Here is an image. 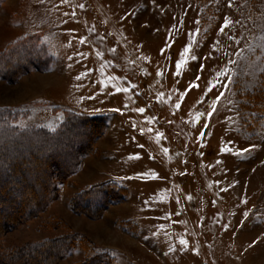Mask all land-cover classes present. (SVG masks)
Returning <instances> with one entry per match:
<instances>
[{"label": "rangeland", "instance_id": "374dc122", "mask_svg": "<svg viewBox=\"0 0 264 264\" xmlns=\"http://www.w3.org/2000/svg\"><path fill=\"white\" fill-rule=\"evenodd\" d=\"M0 112L50 132L103 117L59 195L0 237V264L70 234L112 264H264V0H1ZM40 145H11L28 177L33 156L51 155ZM109 180L123 200L99 216L72 208ZM67 252L52 263L86 257ZM36 253L45 263L53 251Z\"/></svg>", "mask_w": 264, "mask_h": 264}, {"label": "trees", "instance_id": "16d2710c", "mask_svg": "<svg viewBox=\"0 0 264 264\" xmlns=\"http://www.w3.org/2000/svg\"><path fill=\"white\" fill-rule=\"evenodd\" d=\"M44 57L34 56L38 62L45 60ZM30 62L13 72L12 76L5 75L4 78L16 81L20 75L39 67L38 62ZM102 120L101 116L68 117L57 131L50 132L42 128L19 129L12 125L8 116L0 112V237L8 231L10 224L15 226L38 215L59 195V186L65 184L68 177L75 172L81 153L90 144L88 134L92 129L100 128ZM74 134L76 137L70 142L69 139ZM82 137H86L85 142ZM61 142H67V147L60 148ZM35 143H41L37 147L40 155H51L47 163L45 159L33 156L36 175L32 178L26 175L27 161L10 160L9 151L11 145L24 147L25 150ZM16 153L19 157L23 156V149L16 150ZM32 181L40 187V194L30 186ZM126 190L113 180L105 181L75 193L71 206L77 213L99 216L111 203L123 200L127 195ZM86 242L89 243L85 236L70 234L44 240L40 245H33L31 248H12L7 252L4 264H31L32 259L35 264H53L76 245L86 253V257L79 264H112L109 257H105L107 253L98 252L94 249L95 246L88 248ZM32 250L41 254L53 251V254L43 263L41 258H36Z\"/></svg>", "mask_w": 264, "mask_h": 264}, {"label": "snow or ice", "instance_id": "6c2138e0", "mask_svg": "<svg viewBox=\"0 0 264 264\" xmlns=\"http://www.w3.org/2000/svg\"><path fill=\"white\" fill-rule=\"evenodd\" d=\"M62 2H63V0H62ZM81 7H83V5H80ZM230 23V21H228L227 19L224 21V24H225V27L228 25ZM222 32H223V28H221L220 29ZM191 46H189V47H186L185 49H184V52L185 53H187L188 51H189V48H190ZM184 61L183 60H180V61H178L177 62V68L179 69V67H180V64L181 63H183ZM227 72H228V69L227 68H225L224 70H223V72L221 73L222 75H226L227 74ZM222 95V94H221ZM217 99H219V98H217ZM214 104H215V101H214ZM177 106H179V105H177ZM215 109H214V106H213V111H214ZM140 111H143V109H140ZM251 147H255V145H252ZM249 149H247V148H244V149H241V151H248Z\"/></svg>", "mask_w": 264, "mask_h": 264}]
</instances>
